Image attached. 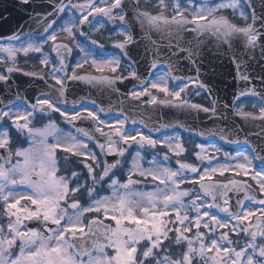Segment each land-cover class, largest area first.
Masks as SVG:
<instances>
[{"label": "snow or ice", "instance_id": "6c2138e0", "mask_svg": "<svg viewBox=\"0 0 264 264\" xmlns=\"http://www.w3.org/2000/svg\"><path fill=\"white\" fill-rule=\"evenodd\" d=\"M16 6L29 12L30 27L0 37V84L14 97L0 99V264H264V127L251 133L259 143L249 134L240 140L242 128H221L220 140L245 150L225 151L221 159L220 147L198 144L199 163H189L178 136L152 135L174 125L150 126V115L138 120L123 110L106 119L111 106L95 100L92 108L77 100L68 107L70 89L82 83L117 94L121 105L135 102L137 113L166 107L264 122V77L258 89L239 74L246 86L231 104L211 99L205 107L190 101L200 90L211 93L198 67L196 77L177 74L182 52L196 65L191 42L181 43L185 32L210 34L229 48L233 38L242 39L264 54V13L253 0H18ZM134 23L151 45L147 75L130 55L138 44ZM102 30L112 33L111 47ZM153 30L168 37L167 45L151 38ZM32 54L38 66L26 71L19 58ZM14 73L42 81L39 94L13 92ZM126 81L135 83L121 93L117 85ZM241 98H254L258 114ZM78 165L86 169L83 182Z\"/></svg>", "mask_w": 264, "mask_h": 264}, {"label": "water", "instance_id": "95a60500", "mask_svg": "<svg viewBox=\"0 0 264 264\" xmlns=\"http://www.w3.org/2000/svg\"><path fill=\"white\" fill-rule=\"evenodd\" d=\"M17 3L16 0H0V37H6L12 34L17 31L20 26H23L24 30L28 31L30 27V21H28L29 12L18 8L16 6ZM253 3L260 4V2L256 0H253ZM257 13H264V9L258 10ZM133 34L138 44L130 46V55L137 60L138 63L136 67L138 70L147 75L150 71L149 65L152 60V55L151 52H145V46L151 47V45L148 40L144 39V34L138 24L133 27ZM150 35L151 38L156 40L160 45H167L168 37L165 34L153 30ZM183 35L184 39L181 43L187 46L188 42H191V46L197 53L194 57L196 65L194 66L188 59L184 58L186 54L182 52L180 53V60L188 62V69L183 68L180 63L179 68L183 72V75L196 77V68L198 67L199 78L202 79L207 88L211 90L210 95L205 92L210 101L211 99H216L221 106L225 103L231 104L237 92L246 86V82L238 79L239 74L248 75L251 78L252 85H255L258 89L260 88L261 81L260 79H256V76L264 77V54H262L259 47L255 49L246 48L242 39L233 38L232 47L229 48L227 44L217 41L216 38L210 34L197 37L193 32H185ZM197 40L203 41V43L197 46ZM173 43H175V40H173ZM160 50L165 55L168 52L167 47H162ZM236 61H238V63ZM159 68L166 67L158 65V69ZM232 79L235 80V83L231 85L230 81H232ZM10 83L13 86V92L18 90L21 95L29 98L38 95L43 86L42 81L33 80L30 77L22 75V73H14ZM134 83V81H126L125 84L117 85V87H119L121 93H123L131 89ZM6 98L14 97L7 93L4 86L0 84V99ZM120 98L121 97H118L117 94L102 93L96 89H89L88 86L82 83H77L68 93V106H71L73 100L80 101V104L95 100L106 109L111 106L112 112L109 113V115L117 116L118 113L123 110L125 115L135 117L138 120L141 115H144L145 119L150 115V126H158L160 123L174 125L167 130L162 129L160 132H153L152 135L154 136L162 135L165 131L169 133L178 130L184 135L199 141L215 140L230 150H239L246 146L243 144L230 145L220 140L219 132L221 128L225 129L226 133L231 132L234 127L242 128L243 131H240L238 135L240 140H243L246 134H249L247 138L252 143H259L261 140V137L251 134L260 132L261 127H264V122L259 120L245 122L238 116H231L229 119L215 120L209 118V114L202 111L199 113L194 111L189 113L187 111L166 107H162L159 110H152L150 108L148 113H137L131 111L135 102L125 99L124 103L121 105L119 103ZM80 126L86 127L82 124H80ZM135 127L141 126L136 125ZM145 130L148 131V129ZM212 131L216 132L217 135L212 136L207 134ZM199 133H205V135L201 136ZM109 159L111 160L112 158L109 157Z\"/></svg>", "mask_w": 264, "mask_h": 264}, {"label": "flooded vegetation", "instance_id": "af4514ba", "mask_svg": "<svg viewBox=\"0 0 264 264\" xmlns=\"http://www.w3.org/2000/svg\"><path fill=\"white\" fill-rule=\"evenodd\" d=\"M256 1L261 3V0H256ZM147 2L151 3L152 0H147ZM130 15H131V13H130ZM234 22H236L238 25H243V23H244L242 20L239 19L238 16H237L236 18H234ZM112 27H114V26L111 25V24L108 25V28H112ZM102 32H103V42H104L107 46L111 47V41H109L107 38H108L110 35H112V33L109 32L108 30H102ZM95 35H96V36H99L100 34L97 33V34H95ZM182 35H183V34H182ZM183 36H184V35H183ZM36 55H37V54H32V58H31V59H27V58L21 56V59L24 60V63H23V65H22V68H23L24 70H26V71H30V70H33L34 68H36V67L38 66V61H37V59H36ZM151 61H152V60H151ZM179 63L181 64V66H182L183 68L188 69V62H187V61H185V60H180ZM164 70H166V68H161L159 71H164ZM45 71H47V69H45ZM177 74H179V75H183V72L180 70L179 73H177ZM259 78H260V76H256V79L259 80ZM199 79H200V78H199ZM200 81L203 82L202 79H200ZM176 83H178V82H172V84H170V87H172V86H173L174 84H176ZM203 83H204V82H203ZM234 83H235V80L232 79V81H230V84L232 85V84H234ZM252 100H253V99H252ZM252 100H244V101H245V109H246V110H249V111H254V112H256V113L258 114V112H259V106H257L255 109H253V108L251 107V101H252ZM190 101H191L192 103L201 104V105L206 106V107H210V103H211L210 100L208 99L207 95H206L204 92H202V91H200V94H199V95H195V94L192 95V96L190 97ZM82 106H83V107H87V108H92V107H93V105L90 104V103H88V104H86V105H82ZM102 115H103V114H102ZM53 117L57 120L58 124H59L61 127H63V128H67V127H68L67 125H65V124L63 123V118L59 117L58 114H53ZM105 118H106V119L115 120L117 117L107 116V117H105ZM161 137H162V136H161ZM90 147H92L94 151H97L96 148L94 147V145H90ZM172 161H173V160H172ZM77 168H78V170L81 171V182H83V181L86 179V169H83V168H82V165H78ZM89 183H90V181H89Z\"/></svg>", "mask_w": 264, "mask_h": 264}, {"label": "rangeland", "instance_id": "374dc122", "mask_svg": "<svg viewBox=\"0 0 264 264\" xmlns=\"http://www.w3.org/2000/svg\"><path fill=\"white\" fill-rule=\"evenodd\" d=\"M19 60H20V63H24V60H22L21 59V57L19 58ZM160 95H162V94H160ZM170 135H173V136H178L179 138H180V140H181V142L184 144V146H185V140L183 139V137H181L182 135H180V134H178V133H172V134H170ZM210 145H215V146H217V147H220L219 145H217V143H215V142H211V143H208V144H205L204 146L205 147H208V146H210ZM221 149H222V151L220 152V153H216L215 155H217V156H220V158L221 159H223V152H225V151H227V150H224L222 147H220ZM200 149L199 148H197V151H199ZM243 151V150H242ZM227 152H229V151H227ZM231 153H235V152H231ZM199 163V162H198ZM201 167H203V165H201ZM226 176H228V175H230V173H226L225 174ZM185 186H191V185H185ZM184 186V187H185ZM106 222H108V221H106ZM243 242V241H242Z\"/></svg>", "mask_w": 264, "mask_h": 264}, {"label": "trees", "instance_id": "16d2710c", "mask_svg": "<svg viewBox=\"0 0 264 264\" xmlns=\"http://www.w3.org/2000/svg\"><path fill=\"white\" fill-rule=\"evenodd\" d=\"M186 149H187V153H188V161H190L189 163H192L193 162V160H192V147L191 146H188V145H186ZM190 156V157H189ZM192 161V162H191Z\"/></svg>", "mask_w": 264, "mask_h": 264}]
</instances>
